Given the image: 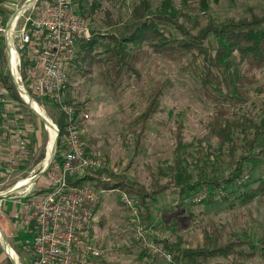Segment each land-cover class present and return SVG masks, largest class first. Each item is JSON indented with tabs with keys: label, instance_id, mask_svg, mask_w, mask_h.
Wrapping results in <instances>:
<instances>
[{
	"label": "trees",
	"instance_id": "16d2710c",
	"mask_svg": "<svg viewBox=\"0 0 264 264\" xmlns=\"http://www.w3.org/2000/svg\"><path fill=\"white\" fill-rule=\"evenodd\" d=\"M82 1H76L78 12L87 16L97 5H88L87 1L81 5ZM210 9V0H131L126 19L113 20L108 15L104 19L108 31L92 29L90 38L79 42L68 69L72 76L85 77L95 70L98 85L115 94L125 87H137L144 106L130 122V130L138 145L154 114L161 111L162 97L171 85L169 79L153 78L147 69L159 62L174 63L180 73L194 79L193 94L211 105L212 112L204 126L217 147L205 149L197 143L186 154L189 145L183 141L184 124L177 119L172 130L176 157L170 165L155 167L151 174L157 176L156 183L168 178L162 191L152 188L151 193H146L134 181L110 171L106 172L108 178H101L105 169L83 173L72 184L86 179L94 182L97 189H117L135 196L139 215L147 222L153 195L170 186L176 188L179 208L192 203L185 200L204 187L208 191L200 202L205 205L234 200L247 205L264 197V170L251 178L255 165L248 166L251 161L264 165V142H259L264 135V109L259 120L241 112L253 94L264 93V80L258 76L264 68V6H249L243 16L222 19L214 18ZM0 84L13 98L21 100L9 76L0 75ZM69 84L67 79L65 102L79 112V105L73 103L68 92ZM28 93L36 100L29 89ZM53 118L58 128V149L65 135V118L60 112ZM85 152L88 154L87 149ZM56 157L57 154L54 160ZM169 220L175 227L169 224L173 239H155L170 254L167 264H222L219 258L228 259L231 264H250L256 257L264 263V228L256 241H239L224 230L204 228L191 245L175 234L177 217ZM132 243L138 245L137 240Z\"/></svg>",
	"mask_w": 264,
	"mask_h": 264
},
{
	"label": "rangeland",
	"instance_id": "374dc122",
	"mask_svg": "<svg viewBox=\"0 0 264 264\" xmlns=\"http://www.w3.org/2000/svg\"><path fill=\"white\" fill-rule=\"evenodd\" d=\"M2 1L12 5V10L8 13L4 9L7 16L15 13L16 9L31 8V3L26 4L27 0H18L16 3L15 0H0ZM86 1L88 5L96 2L97 6L92 13L82 16L91 30L100 32L108 31V27L104 24L106 16L109 15L113 20L126 19L131 7V0H84L81 5ZM249 6H264V0H210V14L218 19L228 16L240 17L247 13ZM76 8L78 11V2H76ZM28 11L26 13H29ZM66 71L70 83L68 92L71 100L79 105V112H87L89 115L82 126L84 150L87 149V155H98L105 160L101 168L84 170V174L98 173L105 169V172L101 171V178H108L106 172L110 171L116 175H124L129 181H134L137 187L142 186L146 193H151L152 188L162 191L165 189L168 178H160L156 183L154 181L157 176L155 173L154 176L151 174L155 171V167L170 165L176 157L172 130L177 119L184 124L183 141L189 145L186 154L191 152L197 143L205 149L217 147L216 140L208 135L204 126L210 118L211 105L193 94L191 88L195 83L194 79L190 75L180 73L174 63L159 62L157 66L151 64L147 69L153 78L169 79L171 85L162 97L161 111L154 114L147 131L138 139V145L135 143L137 140L135 133L133 134L130 130V122L144 106V100L139 97L137 87L134 85L125 87L119 94H115L98 85L95 70L89 77L72 76L68 67ZM0 75L10 77L3 38H0ZM258 76L260 80H264V68ZM0 86L4 85L0 84ZM26 90L28 91L27 88ZM17 94L20 97L18 91ZM5 97L6 109L0 102V193L3 194L18 180L33 177L41 170L40 162L46 155L49 139L43 119L22 97H20L21 100H17L9 92ZM35 101L54 122L53 117L59 113L56 105L37 96ZM263 109L264 93L253 94L241 112L254 120H259L263 116ZM17 127H26L28 130L29 154L20 164L10 165L2 157L4 153L2 142ZM259 142H264V135L259 138ZM56 150L57 146L54 155H56ZM252 165L255 166H253L254 170L250 173V177H258L264 170V165L262 162L257 164L251 161L248 166ZM43 174L44 172L38 175L33 183L40 180L43 182ZM80 182L95 184L86 179ZM21 189L7 194L1 204L0 229L16 257L12 261L5 252L0 238V264H27L31 259L30 251L21 243L23 233L19 228L20 217L22 216V203L26 201L22 192L24 189L20 191ZM95 189L98 192V201L92 218L93 236L95 242L101 246L103 253L93 258L91 264H150L151 259H153L151 264L169 263L171 258L166 261L163 257L151 253L150 250L152 247H161L162 251L168 253L163 244L155 239H173L174 233L169 230L171 216L178 219L175 234L181 235L191 245H194L201 237L204 228L210 230L215 227L218 230H224L233 239L239 241H256L264 228V197L255 198L247 205H241L237 200L205 205L200 202L205 192L208 191L204 187L196 193L197 195L185 200L192 203L186 202V207L179 208L176 205V188L170 186L162 193L153 195L154 199L150 200L152 205L149 215L150 222H147L139 215L135 196L126 193L136 202L134 204L137 207V213H131L120 201L119 193L123 191ZM197 196H200L201 200L193 201V198ZM153 224L158 226L154 227ZM170 225L174 227L173 224ZM137 229L141 236L139 240L135 238ZM134 240L138 241V245H133ZM130 245H133L132 251L128 249ZM141 249L145 254L141 255ZM218 261L222 264H231L228 259L219 258ZM250 264L264 263L256 257Z\"/></svg>",
	"mask_w": 264,
	"mask_h": 264
},
{
	"label": "built area",
	"instance_id": "2783aa9c",
	"mask_svg": "<svg viewBox=\"0 0 264 264\" xmlns=\"http://www.w3.org/2000/svg\"><path fill=\"white\" fill-rule=\"evenodd\" d=\"M76 1L38 0L30 4V9L23 7L6 18L0 7V38L5 41L14 85L52 102L65 118V135L56 150V159L53 157L44 167V181L20 190L24 189L26 198L19 228L23 233L21 243L31 254L28 264H91L93 258L103 253L95 242L92 226L98 192L87 182L72 184L84 170L99 169L105 161L98 155H87L84 150L82 126L88 113L77 112L64 99L66 69L79 42L91 36ZM6 94L0 86V102L5 109ZM27 131L26 127H17L3 140L2 157L7 164L18 165L27 158ZM6 197L7 194L0 193V214ZM119 198L129 212L137 213L136 202L130 196L120 192ZM200 200V196L193 198L195 202ZM135 238H141L138 229ZM161 249L152 247L150 251L168 261L170 254Z\"/></svg>",
	"mask_w": 264,
	"mask_h": 264
},
{
	"label": "bare ground",
	"instance_id": "6f19581e",
	"mask_svg": "<svg viewBox=\"0 0 264 264\" xmlns=\"http://www.w3.org/2000/svg\"><path fill=\"white\" fill-rule=\"evenodd\" d=\"M14 18H15V15L13 16V18L11 19V21H13ZM9 57H10V54H9ZM20 96L31 107V109L39 117H41L43 119L44 124H45V128H46V130L49 133V139H48L47 146H46V155L42 159V161L40 162L41 169H42V168H44V167L47 166V164L49 163V161H50V159L52 157V154H53L52 152L54 150V140H55V128H54V125H53L54 122L51 120V118L49 117V115L46 114L45 110L39 104H37L36 101H32L30 99V97L27 95V93L24 90L21 91ZM31 181H32V177L22 178V179L18 180L11 188H9L8 191H15V190L21 189L23 187H27L28 185L31 184ZM8 191H5L4 193H6ZM0 238H1L2 242H3V248L5 249V252L7 253L8 256H10V258L12 259V261H14L15 260L14 251L8 245V242L4 238L1 229H0Z\"/></svg>",
	"mask_w": 264,
	"mask_h": 264
},
{
	"label": "water",
	"instance_id": "95a60500",
	"mask_svg": "<svg viewBox=\"0 0 264 264\" xmlns=\"http://www.w3.org/2000/svg\"><path fill=\"white\" fill-rule=\"evenodd\" d=\"M36 1H38V0H27V1H26V4L34 3V2H36ZM15 87H16V89H17L19 95H20L21 91H23V90H22L21 88H19L17 85H16ZM25 92L27 93V95L30 97V99H31L32 101H35V100L33 99V97L31 96V94H29L27 91H25ZM20 97H21V96H20ZM53 125H54V124H53ZM54 128H55L54 150H53V152H52L53 154H52V157H51L49 163L51 162V160H52L53 157H54V151H55V148H56V146H57L58 131H57L55 125H54ZM49 163H48V164H49ZM44 171H45V168L41 169L36 175H34V176L32 177V181H31V183H33V180H34L38 175L42 174ZM11 192H12V191H8V192H6L5 194H9V193H11Z\"/></svg>",
	"mask_w": 264,
	"mask_h": 264
},
{
	"label": "crops",
	"instance_id": "0c3cea01",
	"mask_svg": "<svg viewBox=\"0 0 264 264\" xmlns=\"http://www.w3.org/2000/svg\"><path fill=\"white\" fill-rule=\"evenodd\" d=\"M16 1H18V0H15V3H16ZM0 7H1V10H2V14H3V17H7V15H6V13H8V12H10L11 10H12V5L11 4H7V3H5L4 1H2V2H0ZM4 9H6L7 10V12L5 13L4 11ZM17 10V9H16ZM16 10H14V11H16ZM11 15V14H10ZM5 17V18H6ZM27 264H28V262H27Z\"/></svg>",
	"mask_w": 264,
	"mask_h": 264
}]
</instances>
